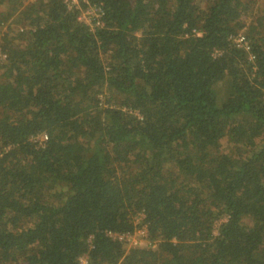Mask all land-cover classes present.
<instances>
[{
    "label": "trees",
    "instance_id": "1",
    "mask_svg": "<svg viewBox=\"0 0 264 264\" xmlns=\"http://www.w3.org/2000/svg\"><path fill=\"white\" fill-rule=\"evenodd\" d=\"M87 1L0 0V264H264V2Z\"/></svg>",
    "mask_w": 264,
    "mask_h": 264
},
{
    "label": "built area",
    "instance_id": "2",
    "mask_svg": "<svg viewBox=\"0 0 264 264\" xmlns=\"http://www.w3.org/2000/svg\"><path fill=\"white\" fill-rule=\"evenodd\" d=\"M67 1H68L69 6L81 9V11H80V13L78 15V19L79 20L84 21L85 23L90 25L92 28L95 25L98 26V25H102L103 24V21L101 19V16L103 14L102 6H100V5L99 6L92 5L89 1L84 0L85 1V6L81 7L80 0H67ZM237 40L239 42L245 43V36L243 34H239L238 37H237ZM5 56L6 55L3 53L2 48L0 46V58L1 57H5ZM47 137H48V135L46 133L42 134V139H46ZM140 233L143 236L146 233V229L145 228L141 229ZM127 238L131 239L133 243H138V241L135 240L136 238L140 239V237H138V236H127ZM84 259H86V257L82 258L83 261H84Z\"/></svg>",
    "mask_w": 264,
    "mask_h": 264
},
{
    "label": "rangeland",
    "instance_id": "3",
    "mask_svg": "<svg viewBox=\"0 0 264 264\" xmlns=\"http://www.w3.org/2000/svg\"><path fill=\"white\" fill-rule=\"evenodd\" d=\"M263 2H264V0H255V2L254 3H256V4H258L259 5V7H260V5H262L263 4ZM4 4H5V2H3ZM107 91H105V94L103 93L102 95H104L102 98L103 99H107V93H106ZM135 240H137L138 241V243L140 244V243H145L144 242V240L143 239H138V238H136Z\"/></svg>",
    "mask_w": 264,
    "mask_h": 264
}]
</instances>
